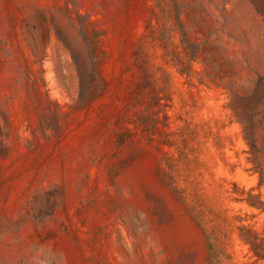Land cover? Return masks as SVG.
<instances>
[{
    "label": "rangeland",
    "instance_id": "rangeland-1",
    "mask_svg": "<svg viewBox=\"0 0 264 264\" xmlns=\"http://www.w3.org/2000/svg\"><path fill=\"white\" fill-rule=\"evenodd\" d=\"M177 1L192 76L156 0H0V264H264V0Z\"/></svg>",
    "mask_w": 264,
    "mask_h": 264
},
{
    "label": "trees",
    "instance_id": "trees-1",
    "mask_svg": "<svg viewBox=\"0 0 264 264\" xmlns=\"http://www.w3.org/2000/svg\"><path fill=\"white\" fill-rule=\"evenodd\" d=\"M254 2V0H253ZM256 4V2L254 3ZM155 9L157 10V17L159 26L158 39L162 42V47L165 50V56L169 57L175 66L178 67L182 74L192 76L195 72L192 67V63L199 57L201 51V44L194 41L192 36L185 26L180 17V6L177 0H156ZM264 12V11H263ZM177 37L179 43L176 44L174 38ZM95 42L92 41L90 47L92 51H95ZM137 63H139L141 70L145 76H147V67L144 64L143 52L136 53ZM143 65V66H142ZM91 77V89L92 94L87 98V103L91 102L104 88V81L98 71L97 62L93 60L92 69L90 73ZM146 80V79H145ZM140 89L147 86L139 84ZM233 99L236 101L237 96L232 92ZM160 98L157 94L153 96L152 101L149 103V107L160 105ZM264 107V104H263ZM234 114L240 120L243 131L248 139V135H254L256 132L255 123L252 120L245 119V112L232 106ZM166 119L168 117L165 115ZM253 150L252 154L256 157L257 152L254 150L255 145L251 144ZM260 185H264V175L260 176ZM179 198L183 199L182 192L180 190H174ZM241 201H245L248 206L257 208L260 210L264 209V200L260 198V195H254L251 191L247 192V197L241 198ZM237 219V217H235ZM239 237L241 240L248 245L250 251L256 260L264 261V231H258L251 225L241 224L238 226ZM216 264H220L219 260H215Z\"/></svg>",
    "mask_w": 264,
    "mask_h": 264
},
{
    "label": "bare ground",
    "instance_id": "bare-ground-1",
    "mask_svg": "<svg viewBox=\"0 0 264 264\" xmlns=\"http://www.w3.org/2000/svg\"><path fill=\"white\" fill-rule=\"evenodd\" d=\"M43 249V248H42ZM45 251V250H44ZM37 261H38V259H36ZM40 260V259H39ZM32 261H34V260H32ZM37 263V262H36ZM27 264H30V262H29V260H28V262H27Z\"/></svg>",
    "mask_w": 264,
    "mask_h": 264
}]
</instances>
